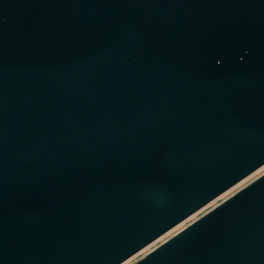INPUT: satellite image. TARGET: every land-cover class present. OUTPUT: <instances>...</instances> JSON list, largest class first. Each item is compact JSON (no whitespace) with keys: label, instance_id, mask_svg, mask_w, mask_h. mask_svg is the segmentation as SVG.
<instances>
[{"label":"water","instance_id":"water-1","mask_svg":"<svg viewBox=\"0 0 264 264\" xmlns=\"http://www.w3.org/2000/svg\"><path fill=\"white\" fill-rule=\"evenodd\" d=\"M264 165V0H0V264H123ZM132 264H264V172Z\"/></svg>","mask_w":264,"mask_h":264},{"label":"rangeland","instance_id":"rangeland-1","mask_svg":"<svg viewBox=\"0 0 264 264\" xmlns=\"http://www.w3.org/2000/svg\"><path fill=\"white\" fill-rule=\"evenodd\" d=\"M263 171H264V168H262V170H260V171H258L256 173H254L252 176H250L248 179H246L243 183H241L240 185L238 184L231 191L226 192L223 196H221L220 198H218L217 200H215L214 202H212L211 204H209L207 207L203 208L201 211H199L196 214L192 215L185 222H183L182 224H180L179 226H177L176 228H174L168 234H166V235L162 236L161 238H159L158 240H156L154 243H152L151 245H149L148 247H146L144 250H142L141 252H139L138 254H136L135 256H133L132 258H130L129 260H127L126 262H124L123 264H132V263H134L135 261H137L138 259H140L143 255H145L147 252H149L151 249H153L155 246H157L158 244H160L161 242H163L165 239H167L168 237H170L171 235H173L174 233H176L177 231H179L180 229H182L184 226H186L191 221H193L194 219H196L197 217H199L200 215H202L204 212H206L208 209H210L211 207H213L214 205H216L217 203H219L220 201H222L224 198L228 197L230 194H232L233 192H235V190H237L238 188L242 187L243 184L248 183L250 180H252V179L256 178L257 176H259Z\"/></svg>","mask_w":264,"mask_h":264},{"label":"built area","instance_id":"built-area-1","mask_svg":"<svg viewBox=\"0 0 264 264\" xmlns=\"http://www.w3.org/2000/svg\"><path fill=\"white\" fill-rule=\"evenodd\" d=\"M262 168H264V165H263L261 168H259L256 172L262 170ZM256 172H254V173H256ZM263 172H264V171H263ZM263 172H262V173H263ZM254 173H253V174H254ZM262 173H261V174H262ZM253 174H252V175H253ZM252 175H250V176H252ZM250 176H249V177H250ZM249 177L245 178L242 182L239 183V185H240L241 183H243V182H244L246 179H248ZM252 180H253V179H252ZM250 181H251V180H250ZM250 181H249V182H250ZM245 184H247V183H245ZM245 184H243V185H245ZM237 185H238V184H237ZM237 185H236V186H237ZM243 185H242V186H243ZM236 186H235V187H236ZM233 188H234V187H233ZM233 188H232V189H233ZM232 189H230L229 191H231ZM238 189H239V188H238ZM238 189H237V190H238ZM235 191H236V190H235ZM224 194H225V193H224ZM224 194H223V195H224ZM223 195H221V196H223ZM221 196H220V197H221ZM220 197H218V198H220ZM218 198H217V199H218ZM217 199H216V200H217ZM213 202H214V201H213ZM210 204H211V203H210ZM184 222H185V221H184ZM182 223H183V222H182ZM182 223H181V224H182ZM179 225H180V224H179ZM179 225H178V226H179ZM175 228H176V227H175ZM171 231H172V230H171ZM168 233H169V232H168ZM168 233H166V234H168ZM166 234H165V235H166ZM143 250H144V249H143Z\"/></svg>","mask_w":264,"mask_h":264}]
</instances>
